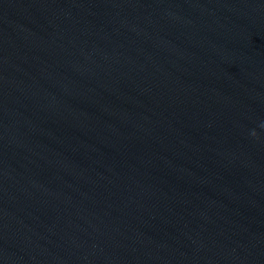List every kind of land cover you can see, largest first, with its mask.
<instances>
[{"label":"water","instance_id":"water-1","mask_svg":"<svg viewBox=\"0 0 264 264\" xmlns=\"http://www.w3.org/2000/svg\"><path fill=\"white\" fill-rule=\"evenodd\" d=\"M0 264H264V0H0Z\"/></svg>","mask_w":264,"mask_h":264},{"label":"clouds","instance_id":"clouds-1","mask_svg":"<svg viewBox=\"0 0 264 264\" xmlns=\"http://www.w3.org/2000/svg\"><path fill=\"white\" fill-rule=\"evenodd\" d=\"M253 135H255V133H253Z\"/></svg>","mask_w":264,"mask_h":264}]
</instances>
